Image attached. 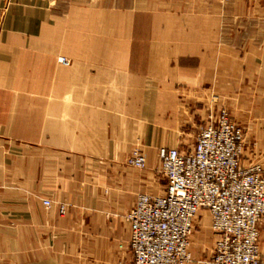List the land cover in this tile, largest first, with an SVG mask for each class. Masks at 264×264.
<instances>
[{
  "label": "crops",
  "instance_id": "1",
  "mask_svg": "<svg viewBox=\"0 0 264 264\" xmlns=\"http://www.w3.org/2000/svg\"><path fill=\"white\" fill-rule=\"evenodd\" d=\"M220 109L264 169V0H0V264H131L124 216L165 192L159 150Z\"/></svg>",
  "mask_w": 264,
  "mask_h": 264
},
{
  "label": "built area",
  "instance_id": "2",
  "mask_svg": "<svg viewBox=\"0 0 264 264\" xmlns=\"http://www.w3.org/2000/svg\"><path fill=\"white\" fill-rule=\"evenodd\" d=\"M60 63L68 65L65 59ZM245 145L241 127L220 109L200 128L188 152L159 150L165 192L139 194L124 216L130 230L131 264H190L191 237L202 210L209 213L216 237L206 264H261L264 169L243 167ZM129 166L144 169V156L134 152ZM43 205L49 209L54 203L44 200ZM58 210L63 215L65 206Z\"/></svg>",
  "mask_w": 264,
  "mask_h": 264
},
{
  "label": "rangeland",
  "instance_id": "3",
  "mask_svg": "<svg viewBox=\"0 0 264 264\" xmlns=\"http://www.w3.org/2000/svg\"><path fill=\"white\" fill-rule=\"evenodd\" d=\"M236 122V121H235ZM239 125V124H238ZM240 127H241V129L243 130V132H244V135H245V140H246V138H247V131H246V128L245 127H243V126H241V125H239ZM202 127V126H201ZM201 127H198V128H194L193 130V132H190L189 134V136H188V138L186 139V141H183L182 143H180L179 144V146L178 147H173L174 149H178V150H180V151H183V152H188L190 149H192V147L194 146V144H195V138H196V135H197V133H198V131L200 130V128ZM165 149H172V148H165ZM134 152H138L139 154H142L143 156H144V154H143V152L141 151V149L139 148V147H134L133 149H132V151L130 152V154H129V156L127 157V159H126V161H125V166L126 167H128V168H132V167H130L129 166V160L132 158V155H133V153ZM144 158H145V161H146V166H145V168L144 169H135V168H132V169H134V170H137V171H140V172H146L147 171V169H148V165H147V159H146V157L144 156ZM256 164V163H255ZM258 164V163H257ZM256 164V165H257ZM161 168H160V161H159V158L156 160V162H155V169H154V177L157 179L156 180V182H157V190L158 191H160V190H162V188H165V185H166V182H165V179H164V177H163V175H162V173H161V170H160ZM141 194H147V195H153V196H155V194H151V193H149V192H142ZM160 195V194H159ZM44 201V200H43ZM51 202H53L54 203V205L56 204L54 201H51ZM53 205V206H54ZM44 206V205H43ZM60 206H62V205H59L58 206V209H59V207ZM52 208V207H51ZM51 208H49V209H51ZM47 209V208H46ZM196 232H199V233H197L199 236H201V237H203V236H207V238H204V242H205V244H207L208 246H209V248L211 247L212 248V246H213V242H215V238H212V235H211V233L210 232H208V231H206V232H204L203 233V231H201V229H198L197 228V226H196V224H195V228H194V232H193V234H192V237H191V243H193L194 242V239H195V237L197 236V237H199L197 234H196ZM201 234V235H200ZM210 248V249H211ZM210 249H204L205 250V252H202L201 253V258H204L205 256H208V255H206V254H209V252L210 251H208V250H210ZM213 249V248H212ZM192 251H193V249H192ZM195 258H194V255L192 254V262L191 263H193V262H195ZM132 263V262H131ZM190 263V264H191Z\"/></svg>",
  "mask_w": 264,
  "mask_h": 264
}]
</instances>
